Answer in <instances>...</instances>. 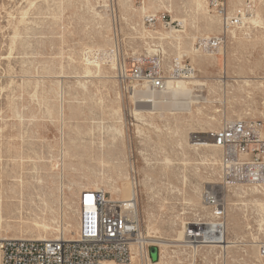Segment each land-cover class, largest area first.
Listing matches in <instances>:
<instances>
[{
  "label": "rangeland",
  "instance_id": "rangeland-1",
  "mask_svg": "<svg viewBox=\"0 0 264 264\" xmlns=\"http://www.w3.org/2000/svg\"><path fill=\"white\" fill-rule=\"evenodd\" d=\"M227 4L232 15L254 8L231 33L209 0H0V239L55 236L61 222L78 231L83 190L125 200L131 192L119 189L135 186L145 234L175 239L174 217L205 213L202 195L213 191L227 204L228 240L241 241L227 264H264V187L228 185L213 146L228 122L264 123V0ZM219 35L221 54L200 49ZM116 45L126 58L162 49L169 63L180 54L195 68L192 83L205 86L189 109H176L182 99L171 94L155 100L159 110L155 96L124 95L114 64L84 58ZM150 254L156 260L157 248Z\"/></svg>",
  "mask_w": 264,
  "mask_h": 264
},
{
  "label": "built area",
  "instance_id": "built-area-1",
  "mask_svg": "<svg viewBox=\"0 0 264 264\" xmlns=\"http://www.w3.org/2000/svg\"><path fill=\"white\" fill-rule=\"evenodd\" d=\"M209 8L222 19L228 32L243 26V16H253L254 8L229 13L227 0H209ZM158 17L150 16V26ZM162 21L167 20L163 15ZM179 22H173L176 24ZM182 26V25H181ZM227 45V36L203 38L200 49L221 54ZM162 51V52H161ZM156 49L148 55L121 56L118 45L111 49H87L85 62L109 66L114 64L116 79L124 95L139 91L149 96L170 95L169 83L177 77L195 75V68L184 64L180 57L167 62L164 50ZM264 123L256 120L228 122L213 135L214 143L222 150L220 166L223 180L231 186L264 187ZM205 213H195L184 226V239L179 245L168 248L169 264H225L228 234V208L225 200L213 191L202 195ZM78 233L75 239L64 234L48 240L1 239L0 264H121L137 261L153 264L161 260V247L148 243L143 229L136 197L127 200L113 199L102 190H86L78 202ZM151 248H157L158 258L151 257ZM215 261H209L206 253ZM264 258V245L259 248ZM221 258V259H220ZM227 263V262H226Z\"/></svg>",
  "mask_w": 264,
  "mask_h": 264
},
{
  "label": "bare ground",
  "instance_id": "bare-ground-1",
  "mask_svg": "<svg viewBox=\"0 0 264 264\" xmlns=\"http://www.w3.org/2000/svg\"><path fill=\"white\" fill-rule=\"evenodd\" d=\"M199 1V0H198ZM198 3H200V2H198ZM207 4V3H206ZM202 9H204V8H202ZM169 10V12L171 13L172 12V10H170V8L168 9ZM205 10V9H204ZM142 12H147V9H146V2H144V5H143V7H142V10H141ZM152 16H154V17H157V15H152ZM217 17V16H216ZM219 18V17H218ZM220 19V21L222 22V20H221V18H219ZM242 21H243V25L245 24V18H244V16H243V19H242ZM158 22H160V19H159V21ZM158 22L156 23V24H153L151 27H152V29L153 30H157V25H158ZM173 22H176V21H173ZM179 22V21H178ZM183 27L185 26V22H179ZM243 27V26H242ZM171 31H174V30H171ZM232 31H230V33H231ZM179 37V36H178ZM181 37V36H180ZM182 39V38H181ZM180 39V40H181ZM182 42L180 41V44H181ZM179 44V43H178ZM182 46V45H181ZM155 50H153V52H154ZM205 52L206 51H209V50H204ZM178 56L179 57H181V55L180 54H178ZM87 70H89V69H87ZM92 71V70H91ZM91 71H90V73H91ZM93 72V71H92ZM85 74H89V72L88 73H85ZM94 75V74H93ZM88 76H90V75H88ZM196 76L195 75H190V76H181V77H177L176 78V81L174 82V83H169L168 85H169V89H170V96H172V98L173 99H182L181 101H177V102H173V105L175 106V108L177 109V108H182V107H187V109H189V107H190V103H191V101L190 100H188L189 99V97H190V94L191 93H194V92H198V87H203V86H205V84L204 83H202V82H199V81H195V82H193L192 83V81L193 80H196ZM260 80H262V79H260ZM262 83V82H261ZM264 83V82H263ZM191 84H193V85H191ZM149 96V95H148ZM164 97H166V95H161L160 97H156L155 96V98H154V101H152L151 103L152 104H154L155 106V109H158V106H157V102L159 101L158 99L159 98H162V99H164ZM138 98H139V96H138ZM167 98H169V97H167ZM197 98H200V97H197ZM196 98V99H197ZM155 100H158L157 102L155 101ZM194 101V100H193ZM192 101V102H193ZM198 101H199V99H198ZM166 103V102H165ZM164 103V104H165ZM158 105H159V103H158ZM172 105V106H173ZM153 106V105H152ZM151 108V107H150ZM172 108V107H171ZM145 109V108H144ZM186 109V110H187ZM159 110V109H158ZM162 110V109H161ZM184 110V109H183ZM177 111V110H176ZM179 111V110H178ZM137 114H139L138 112H136ZM150 114H153V112H150ZM137 116V115H136ZM140 116V115H139ZM232 122V121H231ZM264 135V134H263ZM213 146L215 147V148H217V149H220L218 146H216L215 145V143L213 142ZM59 169V168H58ZM39 180V179H38ZM37 182V181H36ZM252 187V186H251ZM254 188H257V187H254ZM118 189V188H117ZM116 189V190H117ZM86 190H99V189H85V190H83V191H86ZM105 190V189H104ZM104 190H102V191H104ZM83 191L80 193V196H81V194L83 193ZM119 191H121L122 192V196H127V194H129L130 192V196H129V199L130 198H132V197H136L137 198V200H138V195H137V193H138V191H137V187L135 186V188L134 187H132L131 188V190L130 191H127V189L126 188H121V189H119ZM105 192V191H104ZM106 193V192H105ZM110 194V193H109ZM201 198V197H200ZM117 200H124V199H122V197L121 198H117ZM125 200H127V199H125ZM138 204H139V201H138ZM188 204H192V203H188ZM77 212H79V207H78V209H77ZM184 215H185V213H180L179 215H177V216H175L174 217V224H175V226H177V225H179V227H180V229H181V231L177 234V237L175 238V239H164V238H160V237H157V236H155V235H151L150 233H148V234H145V237H146V241L148 242V243H152V244H155V245H157V246H159V247H161V249H162V258H161V260L160 261H158V262H156V263H153V264H169V258H171V257H169V255H168V248H170V247H172V246H175V245H179V243H181L182 241H183V239H184V226L187 224V220H186V218L184 217ZM37 224V223H36ZM39 225V224H38ZM52 228V227H51ZM52 230V229H51ZM59 233L62 235V234H64V236H65V238H67V239H75L76 238V236H77V233H78V231H77V227L76 226H73V225H68V224H65L64 222H61V225H60V227H59V230L57 231V234L55 235V236H50V237H45V238H24V237H9L10 239H35V240H48V239H52V238H56L58 235H59ZM43 236V235H42ZM52 237V238H51ZM1 239H8V237H6V238H1ZM0 239V240H1ZM227 239V247L225 246L224 247V249H226V248H228V250L229 249H232V248H235V247H237L238 246V244H240L241 243V241H238V239L234 242V243H232V241H230V240H228V237L226 238ZM228 256H229V254L227 255L226 254V252L222 255V257H223V262L225 263V264H227L226 262H228ZM103 264H121V263H117V262H105V263H103ZM128 264H140V263H138L137 261H133L132 263H128Z\"/></svg>",
  "mask_w": 264,
  "mask_h": 264
},
{
  "label": "water",
  "instance_id": "water-1",
  "mask_svg": "<svg viewBox=\"0 0 264 264\" xmlns=\"http://www.w3.org/2000/svg\"><path fill=\"white\" fill-rule=\"evenodd\" d=\"M157 260V259H156ZM156 260H154V261H156Z\"/></svg>",
  "mask_w": 264,
  "mask_h": 264
}]
</instances>
